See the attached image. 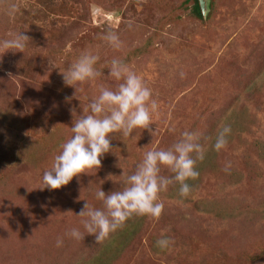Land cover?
<instances>
[{"label": "rangeland", "instance_id": "rangeland-1", "mask_svg": "<svg viewBox=\"0 0 264 264\" xmlns=\"http://www.w3.org/2000/svg\"><path fill=\"white\" fill-rule=\"evenodd\" d=\"M15 6L16 12L9 15ZM0 0V40L23 32V52L0 50V264H264V0ZM119 35V50L101 37ZM85 51L104 76L65 85ZM121 59L159 105L149 129L112 134L99 169L60 189L41 190L70 127ZM82 89V90H81ZM75 110V111H73ZM224 126L226 147L213 145ZM185 131L205 150L199 176L161 192V216H131L97 242L76 216L86 201L123 190L145 152L169 149ZM193 158L196 154L193 153ZM230 167L226 170V165ZM162 176L174 175L166 167ZM174 243L162 250L157 241ZM63 244L57 247V240Z\"/></svg>", "mask_w": 264, "mask_h": 264}, {"label": "clouds", "instance_id": "clouds-1", "mask_svg": "<svg viewBox=\"0 0 264 264\" xmlns=\"http://www.w3.org/2000/svg\"><path fill=\"white\" fill-rule=\"evenodd\" d=\"M15 12L16 8L13 6L9 15ZM22 33L17 32L10 39L0 40L3 54L9 51L23 52L30 38ZM101 38L115 50L122 47L123 42L114 32H107ZM99 59L91 51L83 52L62 73L65 85L76 89L77 85L104 76L96 68ZM108 69V76L122 82L115 90L100 85L96 98L87 104L82 114L77 115L70 127V138L60 146L61 151L55 155L51 168L42 173L41 190L60 189L68 185L74 177L86 174L87 170L99 169L102 157L112 151V134L121 133L128 138L135 129H149L152 124V116L158 112L159 105L152 98V90L146 86L143 78L118 58L112 59ZM230 131L228 126L222 128L217 134L214 150L220 151L226 147ZM199 138L198 134L185 131L171 148H153L145 152L134 173L126 176L123 190L106 194L100 187L95 193V199L102 202V208L90 206L86 201L76 215L82 218L80 223L84 232L73 228L68 235L75 240H83L86 234L94 235L96 241L101 242L133 215L158 219L164 209V204L158 202L160 193L167 191L169 185L178 183L180 195L187 197L191 188L186 181L199 176L196 162L205 158V150L198 142ZM193 153L196 154L195 158ZM162 167H166L174 175L162 176ZM228 167L230 164L226 165V170ZM156 243L164 250L174 241L162 236ZM62 244L63 240L58 239L57 247Z\"/></svg>", "mask_w": 264, "mask_h": 264}, {"label": "trees", "instance_id": "trees-1", "mask_svg": "<svg viewBox=\"0 0 264 264\" xmlns=\"http://www.w3.org/2000/svg\"><path fill=\"white\" fill-rule=\"evenodd\" d=\"M194 2V6H193V15L198 18L199 20H203V15H202V11L199 5V1L198 0H192Z\"/></svg>", "mask_w": 264, "mask_h": 264}, {"label": "water", "instance_id": "water-1", "mask_svg": "<svg viewBox=\"0 0 264 264\" xmlns=\"http://www.w3.org/2000/svg\"><path fill=\"white\" fill-rule=\"evenodd\" d=\"M199 1V5H200V8H201V11H202V14L204 15L205 13V0H198Z\"/></svg>", "mask_w": 264, "mask_h": 264}]
</instances>
